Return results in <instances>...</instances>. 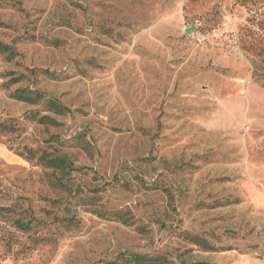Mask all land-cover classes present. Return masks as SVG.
<instances>
[{
  "label": "rangeland",
  "instance_id": "obj_1",
  "mask_svg": "<svg viewBox=\"0 0 264 264\" xmlns=\"http://www.w3.org/2000/svg\"><path fill=\"white\" fill-rule=\"evenodd\" d=\"M0 44V206L35 221L0 220V264H264V0H0Z\"/></svg>",
  "mask_w": 264,
  "mask_h": 264
},
{
  "label": "trees",
  "instance_id": "obj_2",
  "mask_svg": "<svg viewBox=\"0 0 264 264\" xmlns=\"http://www.w3.org/2000/svg\"><path fill=\"white\" fill-rule=\"evenodd\" d=\"M54 46L59 44L58 41H54L52 43ZM15 51L7 46L0 44V56L6 57L8 60H12L15 57ZM44 75L52 77L53 74L48 71H41ZM23 80V76L11 77L9 81L3 84L4 87L8 88L9 86L15 85ZM263 86H264V77ZM11 98L15 101L22 102L27 105L37 106L41 105L45 109L46 112H50L57 116H62L71 113L67 107L63 104L55 100L54 98L47 97L41 92L30 89L28 87L17 88L11 93ZM30 121L36 122L37 124L46 125L52 124L55 125L56 122L47 115H42L40 117H36L35 113H30L29 117ZM15 131L13 126H9L6 123H0V132L1 133H12ZM17 156L24 159L27 162L35 163L44 168L52 170L54 173H59L60 177L63 178L68 175V172L72 170V163L69 161L66 155L57 154L56 152H46L42 151L39 153L34 148L24 146L22 149L17 151ZM25 211L21 210L20 213L17 212L16 206H8L1 207L0 206V220L11 221V226L15 231L26 233L30 232L34 228V220L25 219L19 217ZM92 214L96 215L99 218L103 217V213H101V209L94 208L92 209ZM119 221L123 224H127L128 220L124 219L121 213H116ZM27 220V221H26ZM38 225L37 223H35ZM188 242L198 247L202 252H216V248L211 245L205 239L198 236H187ZM124 264H156L159 262V258L147 257L145 255H134L130 259H125ZM194 264H208L204 262H198Z\"/></svg>",
  "mask_w": 264,
  "mask_h": 264
}]
</instances>
